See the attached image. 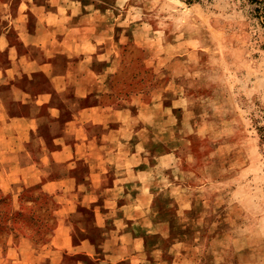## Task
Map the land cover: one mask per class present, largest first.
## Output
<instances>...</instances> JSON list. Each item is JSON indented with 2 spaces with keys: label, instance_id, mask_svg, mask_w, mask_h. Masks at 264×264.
I'll list each match as a JSON object with an SVG mask.
<instances>
[{
  "label": "crops",
  "instance_id": "1",
  "mask_svg": "<svg viewBox=\"0 0 264 264\" xmlns=\"http://www.w3.org/2000/svg\"><path fill=\"white\" fill-rule=\"evenodd\" d=\"M106 2L0 0V194L50 219L40 239L8 221L0 264H179L192 244L200 195L146 142L172 137L180 98L129 91V0Z\"/></svg>",
  "mask_w": 264,
  "mask_h": 264
},
{
  "label": "rangeland",
  "instance_id": "2",
  "mask_svg": "<svg viewBox=\"0 0 264 264\" xmlns=\"http://www.w3.org/2000/svg\"><path fill=\"white\" fill-rule=\"evenodd\" d=\"M189 1L122 7L129 91L167 87L168 108L180 98L171 108L175 125H164L172 137L146 141L175 151L177 170L168 176L200 195L185 224L192 244L179 264H264V18L250 0ZM45 205L25 199L12 214L0 194V239L8 221L40 239L50 225Z\"/></svg>",
  "mask_w": 264,
  "mask_h": 264
},
{
  "label": "trees",
  "instance_id": "3",
  "mask_svg": "<svg viewBox=\"0 0 264 264\" xmlns=\"http://www.w3.org/2000/svg\"><path fill=\"white\" fill-rule=\"evenodd\" d=\"M252 4L255 5L254 11L256 17L264 18V0H250ZM187 3H191V1L186 0Z\"/></svg>",
  "mask_w": 264,
  "mask_h": 264
}]
</instances>
